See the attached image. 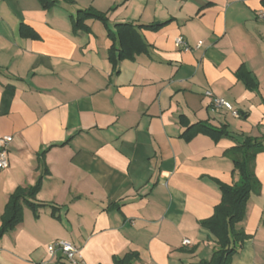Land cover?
I'll return each instance as SVG.
<instances>
[{"label": "crops", "instance_id": "crops-1", "mask_svg": "<svg viewBox=\"0 0 264 264\" xmlns=\"http://www.w3.org/2000/svg\"><path fill=\"white\" fill-rule=\"evenodd\" d=\"M51 1L0 0V225L9 197L38 186L0 264H68L48 256L56 240L83 264L208 262L217 240L202 223L239 180L228 152L264 147V0ZM88 8L106 23L73 30ZM195 124L226 135L186 133ZM253 174L230 264H264V151Z\"/></svg>", "mask_w": 264, "mask_h": 264}, {"label": "trees", "instance_id": "trees-1", "mask_svg": "<svg viewBox=\"0 0 264 264\" xmlns=\"http://www.w3.org/2000/svg\"><path fill=\"white\" fill-rule=\"evenodd\" d=\"M38 1L43 7L54 4L51 0ZM82 13L83 16H80ZM87 20H99L104 24L106 23L105 15L95 12L93 9L80 10L76 13V18L72 20L73 30H87L85 24ZM125 26L130 25H118L119 28ZM240 74L245 77L247 85L250 86L248 74L243 69L240 70ZM186 133H201L213 140H218L226 135L224 127L217 129L206 124L192 125ZM263 151L264 147L260 143L249 139H246L240 146L229 150V157L238 171L239 180L231 186H220V203L214 208L213 215L202 223L203 227L208 229L216 238L217 246L211 259L200 264H230L237 249L247 239L242 231L235 229V225L243 220L249 195L258 187V182L253 174V163L256 155ZM37 188L38 186L26 190L18 189L9 197L1 215L0 238L21 223L23 206H27L36 212V206L30 203L28 199L34 197ZM134 259L133 253H127L122 258L115 259L113 264H132Z\"/></svg>", "mask_w": 264, "mask_h": 264}, {"label": "built area", "instance_id": "built-area-1", "mask_svg": "<svg viewBox=\"0 0 264 264\" xmlns=\"http://www.w3.org/2000/svg\"><path fill=\"white\" fill-rule=\"evenodd\" d=\"M258 18L264 19V14L260 13L258 15ZM175 45L179 48H182L183 50L188 49V45L180 37L175 39ZM205 96L209 98L211 106L213 108L215 109L223 108V109L229 110L234 117H238V112L233 110L231 105L224 99L213 96L212 93L209 91L205 92ZM11 141H12L11 136L0 137V171L6 170L9 167L7 147ZM182 244L187 246V245H190L191 243L189 240L184 239L182 241ZM46 252L49 257H54L55 254L59 252L62 255L63 259L68 264H83V262L80 259L81 256H80L79 250L75 248L74 246H72L70 243L65 242V241L56 240V241L51 242L46 247ZM76 256H78V259L76 258Z\"/></svg>", "mask_w": 264, "mask_h": 264}, {"label": "rangeland", "instance_id": "rangeland-1", "mask_svg": "<svg viewBox=\"0 0 264 264\" xmlns=\"http://www.w3.org/2000/svg\"><path fill=\"white\" fill-rule=\"evenodd\" d=\"M89 9H91V8L85 9V11H86V10H89ZM83 11H84V10H83ZM80 16H83V13L80 14ZM80 16H79V17H80ZM75 18H76V16H75Z\"/></svg>", "mask_w": 264, "mask_h": 264}]
</instances>
